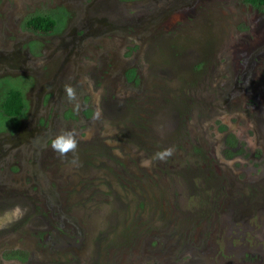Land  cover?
Instances as JSON below:
<instances>
[{
    "label": "rangeland",
    "instance_id": "rangeland-1",
    "mask_svg": "<svg viewBox=\"0 0 264 264\" xmlns=\"http://www.w3.org/2000/svg\"><path fill=\"white\" fill-rule=\"evenodd\" d=\"M33 15L55 30H25ZM8 88L26 107L0 115V223L26 211L0 227V264H264V13L0 0ZM67 130L78 147L60 157L50 142Z\"/></svg>",
    "mask_w": 264,
    "mask_h": 264
},
{
    "label": "trees",
    "instance_id": "trees-1",
    "mask_svg": "<svg viewBox=\"0 0 264 264\" xmlns=\"http://www.w3.org/2000/svg\"><path fill=\"white\" fill-rule=\"evenodd\" d=\"M240 4L264 13V0H238ZM23 28L34 35H46L56 28V21L48 15H33L23 22ZM23 94L18 89L8 88L0 98V115L8 119L22 117L25 110ZM228 149V142H225Z\"/></svg>",
    "mask_w": 264,
    "mask_h": 264
},
{
    "label": "clouds",
    "instance_id": "clouds-1",
    "mask_svg": "<svg viewBox=\"0 0 264 264\" xmlns=\"http://www.w3.org/2000/svg\"><path fill=\"white\" fill-rule=\"evenodd\" d=\"M67 99L72 101L75 98L74 90L70 86L65 87ZM51 149L60 157L67 156L68 153H75L78 147V140L73 130L61 131L51 139ZM173 149L166 148L158 151L150 159L140 161L142 167H150L154 161L161 163L167 162L173 154ZM26 209H21L19 205L15 206L10 212L4 214V222L0 223V227H7L14 220H19L25 214Z\"/></svg>",
    "mask_w": 264,
    "mask_h": 264
},
{
    "label": "flooded vegetation",
    "instance_id": "flooded-vegetation-1",
    "mask_svg": "<svg viewBox=\"0 0 264 264\" xmlns=\"http://www.w3.org/2000/svg\"><path fill=\"white\" fill-rule=\"evenodd\" d=\"M250 8V7H249Z\"/></svg>",
    "mask_w": 264,
    "mask_h": 264
}]
</instances>
